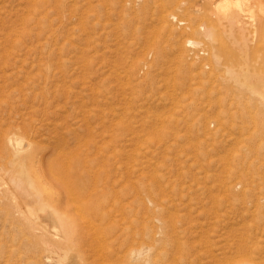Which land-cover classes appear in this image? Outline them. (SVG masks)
Masks as SVG:
<instances>
[{
  "label": "rangeland",
  "instance_id": "374dc122",
  "mask_svg": "<svg viewBox=\"0 0 264 264\" xmlns=\"http://www.w3.org/2000/svg\"><path fill=\"white\" fill-rule=\"evenodd\" d=\"M113 1L0 0V189L6 191V177L15 175L3 137L20 133L38 150L66 152L68 167H93L116 180L121 174L123 200L137 213V236L151 227L155 204L143 200L153 199L203 226L202 234L188 239L200 264L264 256V153L250 157L247 151L263 140L251 125L238 130L240 120L229 116L239 97L226 87L223 55L216 65L208 47L209 58L195 60L184 45L190 38L202 41L185 28L214 24L210 0H198V12L190 8L195 0H177L187 6L179 9L174 0ZM242 2L253 18L261 17L264 0ZM208 12L212 18L204 17ZM170 14L186 27L171 23ZM223 26L226 32L217 27L219 42L237 54L230 27ZM261 42H247L244 49L253 75L264 72ZM239 99L243 105L251 101ZM255 199L260 203L250 205ZM0 202L1 210L12 213L0 212V264H23L9 251L18 250L16 233L8 231L16 221L14 202Z\"/></svg>",
  "mask_w": 264,
  "mask_h": 264
},
{
  "label": "bare ground",
  "instance_id": "6f19581e",
  "mask_svg": "<svg viewBox=\"0 0 264 264\" xmlns=\"http://www.w3.org/2000/svg\"><path fill=\"white\" fill-rule=\"evenodd\" d=\"M125 1L129 2V0ZM133 1L135 3V0ZM192 3L190 8H194V11L200 9L201 4L198 0ZM206 3L216 11V14L212 15L214 16V20L212 21H214L215 25L209 24L210 22L207 25L206 20L210 19L207 17L204 18L206 20L202 19L206 22V25L200 22L201 24L193 29H190V27L185 28L184 31L188 30L192 34H196L195 36L198 35L199 37L197 38L201 37L202 41L190 38L186 39L185 43H183L186 48L192 49V53L196 57L193 58L195 60H197V56L209 58L208 47L211 48V58L216 65L220 64L219 55L222 54L226 59H223L225 61L223 64H226L225 73L229 81L226 84L228 91L231 92L230 94L236 93L239 98H244L245 96L252 101L249 104L243 105V103L241 104V99L238 98L236 105L233 104L234 112L229 114V116L240 120L238 123H241L242 127L238 128V130L245 131L247 130V125H251L255 130L252 131L255 133L254 136L263 140V145L261 144L263 147L260 145L261 147L251 150L250 148L247 149L250 157H252L251 155H258L260 152L264 153V81L262 78L264 72L262 74L261 72H257L256 75H253L246 65L247 57L244 54L247 42L258 44L264 41V10L262 9L261 17L253 18L250 6H244L242 0H210ZM161 4L163 5V3L158 5L161 6ZM104 6L101 7L103 8ZM123 6L121 5L122 9ZM128 6H131L130 3ZM174 7H178L179 9L180 7L186 8L187 6L185 7V2L180 1ZM170 9L172 10L173 8ZM180 10L187 12L185 10H189V8ZM213 10H210V12ZM210 12L205 14L204 17H211ZM176 17L170 14L166 18L178 28L184 27L186 23L177 20ZM160 19L162 21V17ZM164 20L162 23L165 22ZM192 20L194 19H190L189 22ZM194 23L196 24L197 22L194 21ZM225 23L231 29L229 36L233 44L239 49L237 54L233 55L230 47L228 49H230L231 52H229L231 54L227 52V46L226 49L223 47L225 41L224 43L223 41H221L222 43L219 42L220 36L217 27H220L223 32V24ZM172 25H169V27ZM163 33L162 35H164ZM204 40L207 42V46ZM221 44L224 45L222 46ZM261 45H263L262 42ZM179 76V79L183 78L180 74ZM250 134L252 135V133ZM29 139L27 137L23 138L20 133L17 134L15 132L6 133L3 137L5 143L4 151L7 152L9 157H12L10 164L13 166L12 170L15 175H8L6 179L3 178L8 183L6 191L0 189V201L10 198L14 202L15 210L13 212L17 215L16 221L14 219L11 220L8 231L12 230V232L16 233L17 238L13 237V241H18L16 244L18 245V250L14 249V247L9 251L10 253H15V257L17 254L20 262L23 264H200L199 256L191 252L192 246L188 244L190 243L188 239H193L194 235L202 234V225L193 223L187 216L179 215L176 212L175 214L170 213V210H167L168 208H165L161 202L156 204L155 201H152L153 199H145L143 200L144 205L155 204L153 207L156 208L157 213L154 214L151 220L149 231H145L141 236H137V230L135 229L137 227V213L129 206V202L125 203L123 200L126 187L122 183L119 185V182H122L120 180L121 174L119 175L120 178L116 180L114 177L110 179L109 177L112 176L106 174V172L102 176L99 169H93V167H68L69 161L67 158L70 156H64V151L62 152L57 149L55 151H48L47 148L38 150L37 145ZM241 155L243 156V154ZM261 156L264 155L262 154ZM254 157L256 158V156ZM256 160L259 159L257 158ZM241 161L243 162V160ZM226 162L229 163V161ZM231 164L230 166L232 167ZM123 183L128 184L126 181ZM132 185L137 190V180H134ZM129 189L133 190L130 187ZM134 193L136 196H133V198L136 199L133 201L137 204V191H134ZM244 202L246 203L245 200ZM259 203L260 200L255 199L250 205L257 206ZM1 209L0 212L3 211V215H6L5 217H11L12 213L7 212V209L5 211ZM152 212L154 213V211ZM263 231L264 229L262 228L260 233L262 234ZM242 247L243 244L240 242L237 249L239 250ZM212 260H215V258L212 257ZM230 264H233V261ZM234 264H264V256H259L243 263L235 260Z\"/></svg>",
  "mask_w": 264,
  "mask_h": 264
}]
</instances>
